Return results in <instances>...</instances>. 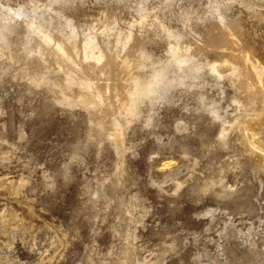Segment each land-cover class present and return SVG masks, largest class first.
<instances>
[{"label":"rangeland","instance_id":"rangeland-1","mask_svg":"<svg viewBox=\"0 0 264 264\" xmlns=\"http://www.w3.org/2000/svg\"><path fill=\"white\" fill-rule=\"evenodd\" d=\"M43 9L105 48L107 33H134L127 60L152 54L156 75L114 136L92 130L97 111L33 84L27 24ZM4 30L0 264H264V157L250 146L264 148V126L251 124L264 85L246 66L248 55L264 68V0H0ZM171 33L205 52L181 67ZM224 54L234 65L217 74Z\"/></svg>","mask_w":264,"mask_h":264},{"label":"bare ground","instance_id":"bare-ground-1","mask_svg":"<svg viewBox=\"0 0 264 264\" xmlns=\"http://www.w3.org/2000/svg\"><path fill=\"white\" fill-rule=\"evenodd\" d=\"M47 12L48 10L43 9L42 16H35L27 24V41L31 55L37 56V60L27 62L29 66L36 69L33 70L35 72L33 84L38 87L44 85L58 87L61 93L59 100L61 103L72 107L82 106L85 110L97 111L100 116L96 121H92V130L114 136L112 133L113 128L119 126L123 129L129 124L125 119L119 118V113L124 116H135L137 114L138 102L145 95V88L149 86L148 80L154 78L152 77L153 75H156L157 67L152 54L145 50H140L135 60H127L125 57L126 51L139 43L134 33L115 31L107 33L106 36L110 45L105 48L100 43L102 41H99L98 34L90 32L82 37L76 31L71 30L68 33L64 28L58 29L53 17L49 16V19L43 17ZM56 13L58 14V12ZM145 21L146 17H143L138 24L143 26ZM220 26L225 27L224 34L231 40L237 37L234 30L228 28L224 21L216 25V29H220ZM7 30L0 34L2 36L6 35ZM100 34L105 35V33ZM170 36L172 38L170 40V49L175 54V60L181 67L191 61L197 53L201 54L206 50L202 48L193 50L192 45L183 41L186 35L176 36L171 33ZM223 39L219 40V43ZM9 55L10 59L15 60V55L12 52ZM50 55L57 58V67L54 69L49 64L51 62L48 58ZM222 57H226L225 54ZM246 58L247 70L254 71L255 83L257 82L262 88L264 85V68L258 62H253L250 56L247 55ZM129 62L130 66H127L126 64ZM125 65L128 69L125 68ZM233 65L228 59L224 58V60L220 59L213 62L212 70L220 74L221 69ZM52 72L63 73L64 78L57 80L52 75ZM123 72L129 74L130 80L129 84L123 85L122 90L116 85V80L122 79L121 75ZM250 76L251 74L246 76L245 79L249 80ZM234 77H239V75L234 72ZM149 81L151 82V80ZM122 99L124 103L119 105L118 102H121ZM251 118L252 125L264 126V110L261 111L260 109ZM229 131L224 128L220 134L221 138L226 139ZM250 146L252 150L261 153L264 157L262 145L252 142Z\"/></svg>","mask_w":264,"mask_h":264}]
</instances>
